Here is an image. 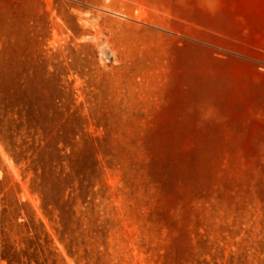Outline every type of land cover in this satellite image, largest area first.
<instances>
[{"label": "rangeland", "instance_id": "1", "mask_svg": "<svg viewBox=\"0 0 264 264\" xmlns=\"http://www.w3.org/2000/svg\"><path fill=\"white\" fill-rule=\"evenodd\" d=\"M0 264H264V0H0Z\"/></svg>", "mask_w": 264, "mask_h": 264}, {"label": "bare ground", "instance_id": "2", "mask_svg": "<svg viewBox=\"0 0 264 264\" xmlns=\"http://www.w3.org/2000/svg\"><path fill=\"white\" fill-rule=\"evenodd\" d=\"M85 39H87V38H85ZM83 40V39H82ZM84 41V40H83Z\"/></svg>", "mask_w": 264, "mask_h": 264}]
</instances>
